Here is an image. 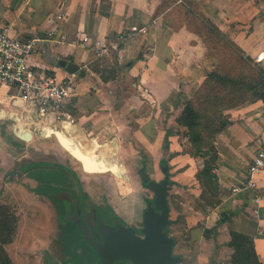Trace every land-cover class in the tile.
<instances>
[{"label":"rangeland","instance_id":"374dc122","mask_svg":"<svg viewBox=\"0 0 264 264\" xmlns=\"http://www.w3.org/2000/svg\"><path fill=\"white\" fill-rule=\"evenodd\" d=\"M169 1L171 0H163V4H168ZM183 2L184 7L180 5L181 2L173 4L169 19L172 25L177 27L185 25L188 29L196 31L192 33L199 46L195 47L193 53L197 55L195 61L200 65L192 62L190 64L200 72L193 75L192 83L195 85L186 87L183 83L175 106L151 107V101L141 96L142 90L137 87L136 80L128 76L127 80L123 82L120 80L119 85H116L113 99L94 105L84 102L81 105L82 124L72 130L71 123L79 122L78 115L72 116L73 118L55 116L44 118L33 113L31 119L24 118L26 112L23 109L25 105L23 101L21 104H13V99H6V96L0 95V115L4 116L0 118V136L7 138L11 145L10 158L15 161L10 167L11 171L0 178V207H6L17 217L15 236L5 245L13 264H46L45 252L63 263L84 262L90 255L75 227L70 223L61 222L59 217L63 209L56 197L57 190L60 188L76 190L75 178L68 177L69 172L64 170V167H38L19 176L14 172L16 162L22 156L49 160L56 153L63 157V161L67 164L69 161V164L77 169L86 186L89 203L108 202L117 215L135 227L139 226L141 212L146 208L145 199L153 197V192L141 185L137 170L144 165L150 177L159 180L163 176L160 162L165 161L169 167V178L175 182L168 191L170 218L174 220L168 226V233L176 239L173 253L182 255V260L176 264H232L230 261L232 252L228 253L226 245L214 240L213 230H203V206L209 205L205 203L207 194L204 192L203 182L197 175L203 169L207 157L203 154H194L191 132L186 125L179 124L175 119L183 106L188 101H193L197 106L196 121L203 136V128L207 121L210 122L211 130L216 128V124L211 121L212 117L221 113L229 116L231 108L223 109L228 103L220 104L215 99H203V88L208 72L216 66L219 69H234V62L232 58L223 57L220 49H212V45L206 47V43H210L207 40L212 36L203 29L201 21L196 17L199 11L196 2L194 0ZM188 7H192L193 11L195 9L194 14L188 11ZM214 38L212 37L213 41ZM210 88L214 91L220 90L214 85H210ZM10 92L15 93L13 88ZM219 95L223 96L221 93ZM4 110L13 111L17 115H9ZM147 110H158L159 117L151 123L157 130H153L152 134L144 132L142 136L126 133L129 129L124 120L129 119L130 125L134 128V125L140 124L135 123L134 119L141 118L144 122L142 116H145L143 113ZM13 123L19 134L25 129L32 132L33 140L18 139L14 134ZM40 127L42 132L56 129L66 140L71 138L83 147L90 145L94 139L100 147L95 145L89 148L91 151L95 150L90 159L98 160L99 152L103 165L117 161L122 169L118 170L119 178L111 171L83 172L79 162L58 144L53 135L46 137L39 134ZM207 133L208 130L204 131V135L210 137ZM66 145L71 149L75 146L71 141ZM122 172L129 178L121 176ZM105 209L109 211L108 204Z\"/></svg>","mask_w":264,"mask_h":264},{"label":"crops","instance_id":"0c3cea01","mask_svg":"<svg viewBox=\"0 0 264 264\" xmlns=\"http://www.w3.org/2000/svg\"><path fill=\"white\" fill-rule=\"evenodd\" d=\"M194 1L205 17L264 68V0ZM160 3L161 0H0V21L10 24L11 33L18 37L31 38L39 31L44 32L52 53L79 66L75 73L74 95L66 106L65 116H79V122L71 123V129L75 130L82 124L81 105L113 99L116 85L127 80L128 76L136 80L137 87L142 90L141 96L151 101V107L175 106L183 86L195 85L193 75L200 70L191 67L190 63L200 65L193 53L199 44L185 25H172L169 16L173 4L159 10ZM124 32L127 37L123 42L111 44L104 52L96 53L95 40L108 44L113 34ZM85 37L86 41L83 40ZM32 63L59 77L67 73L46 62L41 50L32 58ZM11 88L1 85L0 95L13 99V104L23 103L14 88L15 93L10 92ZM23 106L25 110L26 104ZM4 112L17 115L13 111ZM158 113V110H147L142 116L144 122L141 118L134 119L135 123H140L134 128L131 121L124 118L129 129L126 133L152 134L157 128L151 123L159 117ZM228 113L230 123L216 134L213 142L220 201L212 207L203 206V230H216L214 240L226 245L228 253L232 252L227 245L231 231L247 235L259 261L264 264V169L257 176L255 192H231L232 187L243 181L248 164L264 146V102L247 101L231 108ZM32 114L25 113L24 118L31 119ZM50 118L54 117L51 115ZM14 134L20 139L15 131ZM31 135L30 140H33L32 132ZM6 139L0 136V178L5 177L15 164L10 158L11 145ZM70 141L75 144L72 149L76 155L85 152L88 158L95 151L89 148L98 145L92 139L90 145L83 147L71 138H65L66 144ZM97 154L98 160L93 161L104 167L100 162L101 154ZM114 163L122 170L117 161ZM117 167L113 169L118 170ZM254 195L259 198L257 205L252 202Z\"/></svg>","mask_w":264,"mask_h":264},{"label":"water","instance_id":"95a60500","mask_svg":"<svg viewBox=\"0 0 264 264\" xmlns=\"http://www.w3.org/2000/svg\"><path fill=\"white\" fill-rule=\"evenodd\" d=\"M36 37L41 41V56L46 62L69 73L79 71L77 64L50 51L49 39L44 32H37ZM16 134L21 140H30L32 136L29 131ZM50 135H55L61 143L57 132H51ZM77 153L84 170L111 171L103 169L102 164L95 163L86 154ZM204 154L207 155L208 150H205ZM49 165L51 162L46 158L32 159L24 156L16 162L14 172L19 176L34 168ZM160 168L163 176L159 180L151 178L144 165L137 170L141 185L153 192L151 199H145L146 208L142 211L139 230L135 226L125 224L112 208L102 213L96 205L91 204V213H86L85 216L82 208V191L79 193L81 207L76 208L75 204L78 201L76 194L64 188L57 190V199L65 205V212L59 216L60 221L75 227L90 255L84 262L63 263L45 252L46 264H176L180 262L182 255L174 254L172 251L176 239L168 233V226L174 222L170 218L168 191L175 182L169 178V167L165 161L160 162ZM78 185L80 186L79 182Z\"/></svg>","mask_w":264,"mask_h":264},{"label":"trees","instance_id":"16d2710c","mask_svg":"<svg viewBox=\"0 0 264 264\" xmlns=\"http://www.w3.org/2000/svg\"><path fill=\"white\" fill-rule=\"evenodd\" d=\"M171 0L168 4H163V0L159 5V10L168 7L172 4L183 3L180 5L185 6L183 0ZM194 14L192 7H188V11ZM197 12V11H196ZM203 25V29L210 33L212 37L207 40L206 47L220 49L223 57L232 58L234 62V69H219L217 66L207 73L205 77V86L203 88V99H215L220 104L228 103L223 107L233 108L241 103L247 101L261 100L264 102V68L254 59L245 54V52L238 47L229 36L223 33L211 20L205 17L201 12L196 13ZM190 31H193L189 28ZM196 32V31H193ZM115 34H113L114 36ZM214 45H213V44ZM211 49V50H212ZM81 73L84 71L81 70ZM210 85L219 88L220 90L214 91ZM221 93L223 96H220ZM196 104L193 101H188L182 108L180 114L176 117L179 124H184L191 132L190 139L193 143L194 154L206 156L203 169L198 172V179L203 182V189L207 198L205 203L209 206H215L219 203L218 197V179L214 172V162L216 159V149L213 144L215 136L224 127L230 123L229 116L221 113L218 116L212 117L211 121L216 124V128L210 129V122L207 121L203 128V136L201 130L198 128L196 121ZM218 112L216 113V115ZM209 131V136L204 135V131ZM208 150L205 155L204 151ZM225 215V214H223ZM17 217L9 212L6 207H0V264H13L8 256L5 245L9 243L15 236ZM215 233V230H213ZM206 237V233H204ZM227 245L232 249L231 263L232 264H262L255 252L252 240L245 234L231 231L230 240Z\"/></svg>","mask_w":264,"mask_h":264},{"label":"built area","instance_id":"2783aa9c","mask_svg":"<svg viewBox=\"0 0 264 264\" xmlns=\"http://www.w3.org/2000/svg\"><path fill=\"white\" fill-rule=\"evenodd\" d=\"M11 25L0 21V85L14 88L17 96L25 104L26 113H35L44 118L67 116L66 106L71 102L75 89V73L67 72L63 76L47 73L32 63L39 54L40 39L37 37H18L11 33ZM127 37V33L115 34L108 44L95 40L96 53L104 52L109 45H118ZM87 40V37L83 39ZM264 169V146H262L248 164L246 176L242 182L231 188L232 193L251 194L257 189V176ZM252 202L259 203L258 196ZM257 208H255V212Z\"/></svg>","mask_w":264,"mask_h":264},{"label":"flooded vegetation","instance_id":"af4514ba","mask_svg":"<svg viewBox=\"0 0 264 264\" xmlns=\"http://www.w3.org/2000/svg\"><path fill=\"white\" fill-rule=\"evenodd\" d=\"M54 137H55V139H56V141L58 142V144L65 150V151H67L68 152V154L72 157V158H74L75 160H77L78 162H79V164H80V168L82 169V171L83 172H88V171H86V170H84V168L82 167V164H81V162H80V160L79 159H77L73 154H71L70 153V151H68L66 148H64L62 145H61V143L59 142V140L57 139V137L55 136V135H53ZM47 160H48V158H46ZM49 161L51 162V165H49V166H47L46 168H55V167H64L63 169L65 170H67L69 173L67 174V176L68 177H73V178H75V180H76V178H77V180H76V182L78 181L79 183H80V186L78 185V182H77V188H76V190H74V189H66V190H70V191H72L74 194H76L75 196L78 198V201H77V203L75 204V206H76V208H79V207H81V205H80V201H79V193L82 191V208H83V211H84V214H85V216H86V213L88 214V213H91L90 211H91V208H90V206H91V203H89L88 202V199H87V196H86V186L84 185V182L82 181V177L79 175V173H78V171H77V169L74 167V166H72V165H70L69 163V161H68V164L66 163V161H63V157H59V154H54V155H52L51 156V159H49ZM79 187H80V189H79ZM65 189V188H64ZM61 202V205H62V212L64 213L65 212V205H64V203L62 202V201H60ZM107 204L109 205V207L110 208H112V206H111V204H109L108 202H103V204H99L98 202H95V204L94 205H96L97 206V208L99 209V211H101L102 213H106L107 212V210L105 209V206H107ZM169 206V205H168ZM102 207H104V208H102ZM105 210V211H104ZM114 210V209H113ZM143 211V210H142ZM141 215H142V212H141ZM119 216V215H118ZM122 220H123V222L125 223V224H128L124 219H123V217L122 216H119ZM136 229L137 230H139V226L138 227H136Z\"/></svg>","mask_w":264,"mask_h":264},{"label":"bare ground","instance_id":"6f19581e","mask_svg":"<svg viewBox=\"0 0 264 264\" xmlns=\"http://www.w3.org/2000/svg\"><path fill=\"white\" fill-rule=\"evenodd\" d=\"M1 117H3V116H1L0 115V118ZM6 118H10L9 116H6ZM10 119H12V118H10ZM12 127H13V129H14V131L17 133H19V131L18 130H16V128H15V126H14V123L12 124ZM30 129V128H29ZM30 132V131H29ZM39 132L41 133V135L42 136H46V137H49V134L51 133V132H57V134H58V136H59V138H60V141H61V143H62V145L64 146V147H66V149H68V151H71L70 153H72L76 158L77 157H79V156H77L76 154H75V151L73 150V149H71L69 146H67L66 145V143L64 142V140L65 139H63V137H62V135L59 133V131L58 130H56V129H51L49 132H42V129H41V127L39 128ZM31 133V132H30ZM20 134H21V132H20ZM78 159V158H77ZM104 167H105V169H107V168H109L110 170H111V172L115 175V177L116 178H119V172H118V170H119V167H117V165H116V163H108V164H104ZM114 167H117L118 168V170H116V169H113ZM88 171H90V170H88ZM122 175H125V177L127 178V175L126 174H123V172L121 173V176Z\"/></svg>","mask_w":264,"mask_h":264}]
</instances>
